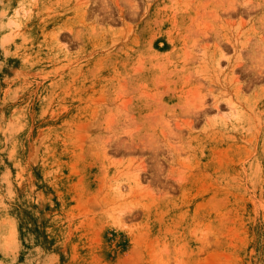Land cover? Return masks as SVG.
<instances>
[{
    "label": "rangeland",
    "instance_id": "rangeland-1",
    "mask_svg": "<svg viewBox=\"0 0 264 264\" xmlns=\"http://www.w3.org/2000/svg\"><path fill=\"white\" fill-rule=\"evenodd\" d=\"M264 264V0H0V264Z\"/></svg>",
    "mask_w": 264,
    "mask_h": 264
},
{
    "label": "bare ground",
    "instance_id": "bare-ground-1",
    "mask_svg": "<svg viewBox=\"0 0 264 264\" xmlns=\"http://www.w3.org/2000/svg\"><path fill=\"white\" fill-rule=\"evenodd\" d=\"M125 259H123L122 261H120L121 264H124L126 262V259H128V256L124 257Z\"/></svg>",
    "mask_w": 264,
    "mask_h": 264
}]
</instances>
